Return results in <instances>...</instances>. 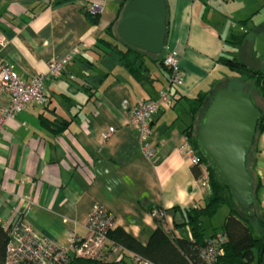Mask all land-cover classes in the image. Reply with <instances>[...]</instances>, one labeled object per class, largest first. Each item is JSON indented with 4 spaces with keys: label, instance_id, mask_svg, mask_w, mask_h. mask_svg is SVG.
I'll use <instances>...</instances> for the list:
<instances>
[{
    "label": "crops",
    "instance_id": "0c3cea01",
    "mask_svg": "<svg viewBox=\"0 0 264 264\" xmlns=\"http://www.w3.org/2000/svg\"><path fill=\"white\" fill-rule=\"evenodd\" d=\"M164 1L168 33L160 58L166 50L178 56L181 78L175 84L153 56L145 57L139 81L113 53L97 48L127 0H0V58L22 80L46 73L52 58L80 51L58 77L47 80L45 104L27 105L0 129L2 226L28 224L64 247L70 236H88V213L100 205L113 216L114 228L146 245L157 227L153 209L166 211L165 226L179 237L173 208L205 203L209 186L194 177L179 149L191 123L186 99L229 90L222 85L226 75L220 62L229 58L226 41L242 33L239 24L246 30L264 24L263 18L247 27L264 0ZM164 88L171 100L149 119L147 144L154 149L149 158L122 104L155 99ZM8 103V95L0 93V108ZM108 129L111 134L102 139ZM99 261L131 264L129 252L109 245Z\"/></svg>",
    "mask_w": 264,
    "mask_h": 264
},
{
    "label": "trees",
    "instance_id": "16d2710c",
    "mask_svg": "<svg viewBox=\"0 0 264 264\" xmlns=\"http://www.w3.org/2000/svg\"><path fill=\"white\" fill-rule=\"evenodd\" d=\"M119 16L120 13L98 40L97 48L107 54L113 53L119 65L125 68L136 79L143 81L146 72V66L144 64L145 57L153 56L155 59L150 57L153 61L162 64L161 54H148L121 41L115 34V25ZM96 20L97 16L94 15L93 21L95 22ZM246 21L244 20L243 22ZM167 33L168 29L166 25L165 40ZM232 37L234 39H228L226 42L239 45L242 43L245 35ZM220 62L226 65L238 77L252 81L253 87L259 92L261 99L264 101V69L253 70L247 65L233 58L229 59L228 57H221ZM213 96L211 95L209 97L208 92H198L193 98L186 99L188 112L191 116V123L185 128L184 133L191 146L207 165L210 193L203 205L185 210H180L178 207L173 208V225L178 230L180 236L175 237L170 231H167L164 228V222L162 220H156L157 227L151 234L146 245H141L135 238L120 228H113L108 233L107 237L110 242L122 247L129 253L132 252L140 255L151 264H200L198 254L200 248L204 245L207 238L220 231L226 235L227 242L224 245V254L219 257L217 264H264V236L254 234L250 223V219L254 214L248 213L257 204L261 208V198L259 196L261 182L259 178L257 177L255 182L252 180V207L247 211H242L236 204L227 185L220 180L212 165L198 149L197 132L199 122ZM261 112L262 117L256 127L255 136L262 132L264 128V110H261ZM61 124L66 125V122L62 121ZM255 149L253 142L249 153ZM249 153L246 157V167ZM191 169L194 177L198 178L200 176L199 170L195 166H192ZM222 206L228 208L227 217L218 230L213 229L210 233H207V223ZM176 212L180 214V221L176 219ZM261 216L263 219L262 212ZM13 227V225L2 226L0 224V264H4L5 248L10 239ZM186 228L189 229L190 237L188 236ZM70 264L103 263L99 260L72 258Z\"/></svg>",
    "mask_w": 264,
    "mask_h": 264
},
{
    "label": "built area",
    "instance_id": "2783aa9c",
    "mask_svg": "<svg viewBox=\"0 0 264 264\" xmlns=\"http://www.w3.org/2000/svg\"><path fill=\"white\" fill-rule=\"evenodd\" d=\"M89 12L94 13L95 7L89 8ZM79 53V49L75 48L62 56L52 58L48 63L46 73L34 75L29 81L22 80L14 71L12 65L5 63L0 58V93L7 94L9 98V103L0 108V129L8 118H12L27 105L31 103L45 104L47 102L45 93L47 80L58 77L65 66ZM162 64L169 73V82L178 83L181 78L178 56L173 51L166 50L162 56ZM170 100L169 88H164L159 91L155 99L130 105L127 103L122 104L127 116V123L137 133L140 150L149 158L154 155V149L147 144L150 132L149 119L158 113L161 105L169 104ZM111 132L112 129L102 132L101 138L107 139ZM179 149L189 164L199 170V182L208 186L207 165L189 141H184ZM165 213L166 211L162 208L151 211L155 220H162L163 222L165 221ZM114 227L113 216L102 206L94 205L87 216L88 236L85 238L70 236L64 247H57L43 238L28 224L19 222L14 225L6 245L4 264H70L72 258L99 260L103 249L107 245L112 250L120 247L110 242L107 237ZM164 228L167 230L165 222ZM186 231L190 237L189 229L186 228ZM173 233L175 232L173 231ZM173 233L172 235H174ZM226 242L227 237L221 231L207 238L198 253L200 264H217L219 257L224 254ZM129 258L131 264H151L145 258L132 252L129 253Z\"/></svg>",
    "mask_w": 264,
    "mask_h": 264
},
{
    "label": "water",
    "instance_id": "95a60500",
    "mask_svg": "<svg viewBox=\"0 0 264 264\" xmlns=\"http://www.w3.org/2000/svg\"><path fill=\"white\" fill-rule=\"evenodd\" d=\"M166 25L164 0H127L115 34L136 49L159 55L165 46ZM253 50L258 57H264V29L254 36ZM261 117L262 112L250 95L224 90L214 94L199 122L198 149L242 211L253 205V183L246 157Z\"/></svg>",
    "mask_w": 264,
    "mask_h": 264
},
{
    "label": "rangeland",
    "instance_id": "374dc122",
    "mask_svg": "<svg viewBox=\"0 0 264 264\" xmlns=\"http://www.w3.org/2000/svg\"><path fill=\"white\" fill-rule=\"evenodd\" d=\"M264 18V8L261 10L259 14H257L252 21H249L247 27H253V25L257 24L260 20ZM240 26L237 29H240L242 33L240 34H231L229 39H234L232 36H240L245 35L241 44H233L228 43L226 48L227 54L229 55V59L233 58L238 62H241L253 70L264 69V57H258L254 52L253 46V33H257V31L264 28L263 25H257L250 29H244V26L239 24ZM239 32V31H237ZM222 69L225 73L223 84L226 88L232 91H240L245 94L250 95L255 105L259 108V110H264V101L261 99L259 92L253 87L252 81L244 80L237 75H232L226 65H224ZM260 110V111H261ZM264 124V118H263ZM255 150L251 151L247 158V168L251 175L252 180L255 182L257 177L261 182V188L259 191V196L261 198V208L256 205V207L250 210L249 214H254V218L250 219L251 227L253 232L257 236H264V128L262 132L254 136L253 139ZM261 212L263 215V219L261 216ZM228 215V208L226 206L220 207L217 213L209 220L207 223V233H210L213 229L218 230L225 218Z\"/></svg>",
    "mask_w": 264,
    "mask_h": 264
}]
</instances>
